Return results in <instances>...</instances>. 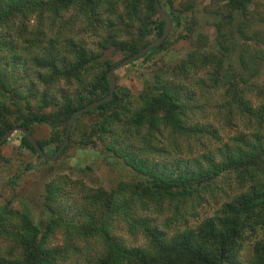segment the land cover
I'll return each instance as SVG.
<instances>
[{
  "label": "trees",
  "instance_id": "trees-1",
  "mask_svg": "<svg viewBox=\"0 0 264 264\" xmlns=\"http://www.w3.org/2000/svg\"><path fill=\"white\" fill-rule=\"evenodd\" d=\"M160 4L182 30L176 42H194L198 1ZM252 4L218 0L216 9L207 7L220 16L217 44L207 50V35L200 33L197 47L174 69L184 79L209 69L207 82L222 95L219 115L240 129L227 142L184 157L180 140L203 146L205 137H221L213 125L193 117L195 98L187 85L176 83L166 69L154 72L138 93L117 86L112 101L77 118L61 156L75 143L101 145L99 156L122 161L134 182L106 190L58 176L43 195L47 221L35 222L26 206L0 205V241L6 244L0 246V264H73L78 244L93 241L96 254L85 264H264V48L252 45H264V30L249 18L255 15ZM164 28L155 0H0V139L15 127L36 138L37 127L46 125L50 138L36 140L53 157L73 114L110 94L109 71L146 48L153 33L161 37ZM86 34L99 37L97 49L85 42ZM172 45L169 36L139 61L149 62ZM108 51L123 60L114 63ZM21 148L53 165L22 134ZM224 179L232 181V192L194 227L159 228L149 214L172 208L176 219H184ZM120 224L144 244L130 246L117 235ZM59 233L61 246L54 243Z\"/></svg>",
  "mask_w": 264,
  "mask_h": 264
},
{
  "label": "rangeland",
  "instance_id": "rangeland-1",
  "mask_svg": "<svg viewBox=\"0 0 264 264\" xmlns=\"http://www.w3.org/2000/svg\"><path fill=\"white\" fill-rule=\"evenodd\" d=\"M184 0H175V5L179 6ZM198 9L196 15L199 21V30L194 35V42L189 40H181L176 42V36L182 33L181 29L173 27L170 34L173 45L167 52L155 53L149 62L136 61L133 64L121 69L117 72V82L120 87H127L134 93H138L144 87L146 80L151 79L154 72L169 70L172 79L178 83H185L189 93H192L195 102L191 107H194L196 112L193 117L196 121L208 123L213 125V132L218 130L220 134V141L215 138L205 137L202 140L203 146H200L195 139L186 143L180 140L182 147L178 150L184 157L198 156L206 146L212 149L220 145L222 142H227L228 137L233 136L237 130L236 126H228L225 119L221 118L218 113V108L221 106V92H217L209 86L207 82V74L209 69L197 75L191 74L188 79H184L175 71V67L187 55L194 50L196 40L200 33L207 35L206 49L213 50L212 48L217 44L218 32L215 23L219 20L220 16L207 12V7H213L218 0H197ZM253 3L255 15L249 18L255 19L260 30H264V0H251ZM216 9V6L213 7ZM33 23H36L35 21ZM236 27V25H235ZM75 27L74 30H78ZM108 28L104 27L101 31L103 35L108 34ZM84 31V30H83ZM83 31H72L74 35L82 34ZM123 39H128L123 36ZM151 40L155 39L153 33L150 37ZM85 42L90 48L97 49L99 37L94 34H86ZM252 45L256 48H264V45L253 42ZM114 63L123 60V57L108 51L107 55ZM163 73V72H161ZM260 83H264V69L259 78ZM51 136V128L43 125L37 127L36 138L48 139ZM154 141L152 143H155ZM213 146V147H212ZM102 146L94 148L93 146H84L73 144L65 155L60 156L57 161L51 163L53 165L44 164L39 158L33 155L27 149L21 148V134H14L5 146L0 148V205L7 201H11L16 210H23L25 206L31 211L32 218L35 222L47 221L46 213L43 209V195L46 185L58 176H67L72 180H81L88 186L97 187L101 185L106 190L118 186L121 182H134V174L130 168L126 167L122 161L111 159L108 156H99L97 150H102ZM189 150L193 152L190 154ZM101 153V152H100ZM177 157L176 155H174ZM232 181L229 179L221 180L218 183V192H214L213 197L208 198V202L200 206L194 214H186L184 219H176L174 217L175 211L168 208V211L163 213H149L159 228L163 225H170L171 229L176 227H183L188 225L194 227L206 218L212 217L217 209L225 202L223 197L226 192L231 193ZM229 187V188H228ZM216 188V186H215ZM185 223L184 225H181ZM117 235L122 237L126 242L132 246H140L144 244L143 238L140 236L134 239L125 229L123 224L119 225ZM55 245H63V237L59 233L55 239ZM6 245L0 241V246ZM80 252L72 259L73 264H85L86 257H93L96 254L98 244L93 241L90 245L85 242L78 244Z\"/></svg>",
  "mask_w": 264,
  "mask_h": 264
},
{
  "label": "water",
  "instance_id": "water-1",
  "mask_svg": "<svg viewBox=\"0 0 264 264\" xmlns=\"http://www.w3.org/2000/svg\"><path fill=\"white\" fill-rule=\"evenodd\" d=\"M155 7L157 12L162 16V18L165 20V28H164V33L161 37L153 40L146 48H144L142 51L130 56L129 58L123 60L122 62H120L118 65H116L114 68H112L109 73H108V79L110 82V86H111V92L110 94L103 98L102 100H99L97 102H94L88 106H85L84 108H82L81 110L76 111L73 116L71 117L69 123H68V127H67V132H66V138L64 143L62 144V146L59 148V150L56 152V154L53 157L48 156L44 150L40 147L38 141L36 140V138L31 134V132L24 128V127H15L10 129L9 131H7L2 138L0 139V146L2 144H4L5 142H7L14 134L16 133H20L22 135H24L25 137L28 138V140L31 142V144L35 147V149L37 150V152L39 153V155L41 156V158L43 159V161L45 162H49V163H53L55 161L58 160V158L63 154V152L65 151L66 147L69 144L70 141V134L72 131V128L77 120V118L85 113L88 112L90 110L96 109L97 107L106 104L110 101H112L115 98V92L118 86V82H117V72L120 71L121 69L133 64L134 62H136L137 60H139L140 58L148 55L154 48L162 45L170 36V34L172 33L173 27H174V21L171 17V15L162 8L161 4H160V0H155Z\"/></svg>",
  "mask_w": 264,
  "mask_h": 264
}]
</instances>
